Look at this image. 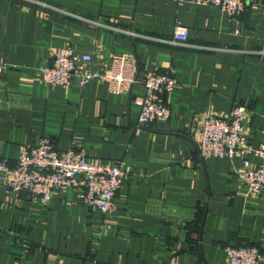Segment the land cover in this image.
I'll return each mask as SVG.
<instances>
[{"label":"crops","instance_id":"obj_1","mask_svg":"<svg viewBox=\"0 0 264 264\" xmlns=\"http://www.w3.org/2000/svg\"><path fill=\"white\" fill-rule=\"evenodd\" d=\"M65 46L95 67L133 52L138 78L172 73L169 119L139 122L141 82L125 93L100 80L47 84L39 69ZM0 49V160L49 135L125 171L105 213L72 187L42 202L0 183V264H228L225 244L264 256V192L248 196L240 177L260 159L202 157L194 133L206 113L242 103L251 142L264 144V2L233 18L189 0H0Z\"/></svg>","mask_w":264,"mask_h":264},{"label":"built area","instance_id":"obj_2","mask_svg":"<svg viewBox=\"0 0 264 264\" xmlns=\"http://www.w3.org/2000/svg\"><path fill=\"white\" fill-rule=\"evenodd\" d=\"M38 1V0H37ZM195 4L218 5L229 17L235 18L246 2L256 5L264 0H189ZM188 28L177 24L175 41H185ZM4 63L0 49V73ZM138 62L133 52L113 53L99 67H95L88 52H77L72 46L54 52L51 61L43 65L40 75L49 85H86L92 80L104 81L113 93L128 92L135 82L144 85L145 92L135 97L139 105L138 120L141 124L165 122L170 117L166 95L176 84L169 71L153 69L138 78ZM249 109L237 103L221 114L206 113L195 128V138L202 157L260 159L254 167L241 170L240 177L245 193L255 197L264 192V144L254 145L249 137L247 121ZM123 162L100 163L89 160L81 147L59 149L49 135H42L37 142L20 145L19 155L11 162L0 160V183L16 194L27 193L42 202L50 200L55 189H78L84 202L102 213L115 207V196L122 185ZM228 264H260L264 259L254 245L225 244Z\"/></svg>","mask_w":264,"mask_h":264}]
</instances>
